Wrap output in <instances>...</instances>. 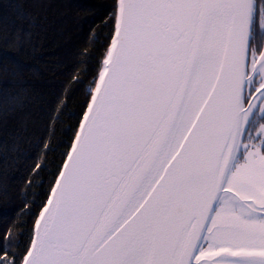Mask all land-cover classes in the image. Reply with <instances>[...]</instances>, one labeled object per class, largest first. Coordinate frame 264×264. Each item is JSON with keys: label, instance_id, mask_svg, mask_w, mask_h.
<instances>
[{"label": "snow or ice", "instance_id": "obj_1", "mask_svg": "<svg viewBox=\"0 0 264 264\" xmlns=\"http://www.w3.org/2000/svg\"><path fill=\"white\" fill-rule=\"evenodd\" d=\"M261 4L117 0L34 235L19 254L6 232L0 264H264Z\"/></svg>", "mask_w": 264, "mask_h": 264}, {"label": "trees", "instance_id": "obj_2", "mask_svg": "<svg viewBox=\"0 0 264 264\" xmlns=\"http://www.w3.org/2000/svg\"><path fill=\"white\" fill-rule=\"evenodd\" d=\"M116 4L0 0V241L7 232L16 253L74 142Z\"/></svg>", "mask_w": 264, "mask_h": 264}, {"label": "flooded vegetation", "instance_id": "obj_3", "mask_svg": "<svg viewBox=\"0 0 264 264\" xmlns=\"http://www.w3.org/2000/svg\"><path fill=\"white\" fill-rule=\"evenodd\" d=\"M256 3H257V4H260V0H256ZM260 6H261L262 8H264V4H261ZM262 31H264V30H262Z\"/></svg>", "mask_w": 264, "mask_h": 264}, {"label": "water", "instance_id": "obj_4", "mask_svg": "<svg viewBox=\"0 0 264 264\" xmlns=\"http://www.w3.org/2000/svg\"><path fill=\"white\" fill-rule=\"evenodd\" d=\"M255 2H256V0H255ZM65 162H66V161H65ZM65 162H64V163H65ZM57 178H58V177H57Z\"/></svg>", "mask_w": 264, "mask_h": 264}]
</instances>
